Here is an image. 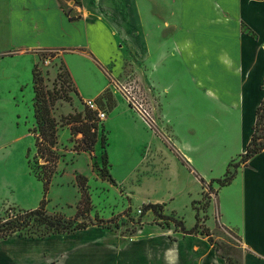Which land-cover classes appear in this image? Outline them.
Here are the masks:
<instances>
[{"label":"crops","instance_id":"crops-1","mask_svg":"<svg viewBox=\"0 0 264 264\" xmlns=\"http://www.w3.org/2000/svg\"><path fill=\"white\" fill-rule=\"evenodd\" d=\"M40 51L59 53L75 96L96 100L113 92L103 125L109 116L129 115L172 155L167 160L144 147L137 169L144 177L169 180L180 167L201 190L206 183L214 188L245 153L264 99V0H0V72L28 65L32 82ZM132 76L142 77L159 100L172 149L113 91L112 82ZM214 146L223 153L220 175L198 165L216 163ZM168 201L149 203L169 207ZM215 203L217 223L243 250L240 264H264V150L236 168L231 182L217 189ZM206 225L213 234L210 219ZM96 231L13 234L0 240V264H227L199 233L146 232L119 241ZM78 234L83 240L72 247Z\"/></svg>","mask_w":264,"mask_h":264},{"label":"rangeland","instance_id":"rangeland-1","mask_svg":"<svg viewBox=\"0 0 264 264\" xmlns=\"http://www.w3.org/2000/svg\"><path fill=\"white\" fill-rule=\"evenodd\" d=\"M56 54L59 53L37 52V61L32 68V82L28 65L15 67V70L14 66H7L0 72V221L19 210H32L41 205L42 184L35 178V173L41 171L39 167L43 165L44 159L34 146L35 136L39 133L35 131V103L39 105L55 98L50 112L58 125L65 123L70 114L81 112L84 116L85 100L75 96L65 66ZM133 78H125L121 82ZM135 80L151 110V130L172 149L173 136L166 120L160 115L159 100L147 89L142 77ZM37 86L40 90L38 100L35 96ZM95 101L98 109L105 114L115 104L114 95L110 92ZM186 118L191 122L192 114ZM73 126L78 127L80 123L73 122ZM183 131L192 136L189 128ZM260 133L264 134V131ZM96 134L97 142L91 153L77 152L74 148L81 147L82 134L76 130L71 134L67 125L58 126L56 174L51 179L42 205L48 215H63L73 219L80 201L78 185L84 183L92 202V210L78 221L87 222V218H90L98 225L93 226L94 230L106 240L129 241L146 232L171 234L173 230L180 231L173 223L155 216L151 211L142 213L143 207L149 202H167L172 195L170 198L174 200L168 201L169 207L164 206L166 203L161 205V214L182 220L187 227L193 225L194 215H197L199 231H209L206 222L210 219V227L214 232H209L213 235L212 240L217 247L215 250L227 264H240L243 250L239 248L237 236L217 223L215 194L218 185L212 188L206 183L201 190L197 182L180 167H176V172H173L174 169L171 171L169 180L161 176L155 179L144 177L142 169L137 171L144 147H151V150H159L160 153L162 151L161 155L167 160H171L172 155L163 150L155 138L143 133L129 115H118L117 118L109 116L104 125L103 121H99ZM80 153H85L87 158L82 156L74 163L75 156ZM211 153L215 155L216 163L198 161V165L220 175L223 170L219 162L223 153L217 146H214ZM79 175L81 177H77ZM199 197L191 205V200ZM36 228L37 231L29 236H41L43 226L35 225ZM82 237L80 234L75 235L71 239L72 247L81 243Z\"/></svg>","mask_w":264,"mask_h":264},{"label":"trees","instance_id":"trees-1","mask_svg":"<svg viewBox=\"0 0 264 264\" xmlns=\"http://www.w3.org/2000/svg\"><path fill=\"white\" fill-rule=\"evenodd\" d=\"M35 96L37 100L40 97V90L38 86L35 88ZM108 98L110 100V97ZM54 100L55 98H51L49 101H44L39 105H36L35 103V118L37 123V130L35 131L39 133L35 136L34 146L37 153H41L40 157L44 159L43 165L39 167L41 171L35 173V178L42 184L43 198L40 202L41 205L38 208L32 210H19L10 217L0 221V240L5 239L13 234H18L22 237V234H25L28 235L25 238H35L29 236V234L33 235L37 231V228L34 229L35 225H42L44 228V231L40 233L41 236L36 238H44L55 234H70L78 230L86 229L89 226L97 225L96 223H93L90 218H87V222L78 221L79 218H83V215L89 214L92 210V202L89 195L87 194L84 183L82 185H78L80 188V201L77 205V214L73 219H67L63 215L50 216L42 207L51 179L56 174L58 156L55 148L57 144L56 132L58 126L61 127L67 125L70 127L71 134H73L75 130L82 134L81 147L74 148V150L77 152L91 153L93 151L94 145L97 142L96 130L98 128L99 121L96 118V111H91L85 107L84 116L81 112L70 114L66 118L65 123L62 122V124L58 125L50 112ZM111 108L109 110H111ZM73 122L80 123V126H73ZM260 131H264V99L256 110V122L253 128V134L246 147L245 153L240 156L239 161L230 162L227 166L224 176L221 179L215 180L218 188L226 186L231 182L236 168L239 167L240 164H245L252 156L264 150V134H261ZM43 154H45V156H43ZM77 177L81 176L79 175ZM82 179L84 181L86 180L85 178ZM195 202L196 201L192 202V205L195 204ZM160 209H162L160 204L148 203L143 207L142 213L145 214L146 212L151 211L155 216L173 223L184 234L199 233L203 236H207L210 244L213 245L215 249H217L215 243L212 240V234L208 230L199 231L197 215V217L195 216L196 222L194 226L191 229H186L182 220H176V218L165 216L164 214H161L162 212Z\"/></svg>","mask_w":264,"mask_h":264},{"label":"built area","instance_id":"built-area-1","mask_svg":"<svg viewBox=\"0 0 264 264\" xmlns=\"http://www.w3.org/2000/svg\"><path fill=\"white\" fill-rule=\"evenodd\" d=\"M111 87L113 91L119 93L122 96L127 106L136 114H138L147 124V126L150 127L153 122L151 110L148 107L146 100L142 96L141 88L138 82L135 79H127L125 82H112ZM84 103L88 109L91 111H96L98 121H103L105 119L106 114L98 109L95 100L88 99L85 100Z\"/></svg>","mask_w":264,"mask_h":264}]
</instances>
